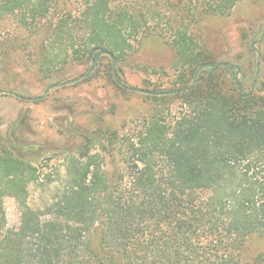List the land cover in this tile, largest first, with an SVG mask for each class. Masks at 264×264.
Returning <instances> with one entry per match:
<instances>
[{"label":"trees","instance_id":"obj_1","mask_svg":"<svg viewBox=\"0 0 264 264\" xmlns=\"http://www.w3.org/2000/svg\"><path fill=\"white\" fill-rule=\"evenodd\" d=\"M60 1L0 0V17L41 35V76L87 63L85 79L129 95L118 65L157 33L177 54L175 77L144 97L180 110L168 118L157 109L134 133L100 126L85 135L76 154L64 151L63 187L35 205L38 167L18 131L25 118L12 125L0 139V264H264V253L245 255L249 238H264V94L246 91L194 31L241 0H78L76 12L57 13ZM7 197L20 211L15 226Z\"/></svg>","mask_w":264,"mask_h":264},{"label":"rangeland","instance_id":"obj_2","mask_svg":"<svg viewBox=\"0 0 264 264\" xmlns=\"http://www.w3.org/2000/svg\"><path fill=\"white\" fill-rule=\"evenodd\" d=\"M78 6V0H61L57 13L76 12ZM194 31L218 61L232 66L229 73L242 80L246 91L264 94V0H241L228 14L198 20ZM40 37L20 27L13 16L0 17V139L25 118L18 131L28 147L26 158L38 167L39 179L29 185V203L34 205L46 203L63 187L66 153L76 154L85 135L100 126L118 130L121 136L134 133L157 109H163L168 118L180 110L178 104L158 107L144 97L147 89L156 84L168 86L175 77L177 54L159 34L135 41L138 51L130 58L132 63L118 65L122 79L133 88L129 95L104 78L85 79L87 63L60 66L44 78L37 68ZM138 62L163 72L146 71ZM100 145L93 151L105 154ZM118 163L123 169V162ZM106 168L114 170L110 165ZM5 203L9 225L15 226L20 220L16 201L7 197ZM261 253L264 238L254 235L246 243L245 255L253 259Z\"/></svg>","mask_w":264,"mask_h":264}]
</instances>
